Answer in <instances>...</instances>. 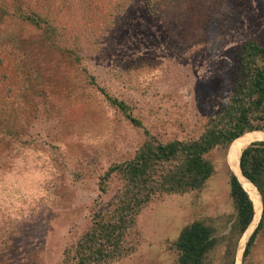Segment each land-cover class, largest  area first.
Segmentation results:
<instances>
[{"label": "rangeland", "instance_id": "obj_1", "mask_svg": "<svg viewBox=\"0 0 264 264\" xmlns=\"http://www.w3.org/2000/svg\"><path fill=\"white\" fill-rule=\"evenodd\" d=\"M249 42L264 46V0H0V175L16 174L17 150L54 168L48 201L1 199L0 264L74 258L94 204L120 186L108 170L149 137H196L230 94L238 48ZM209 158L214 174L202 191L146 205L132 253L111 264H174L167 244L194 221L227 231V158ZM244 264H264V230Z\"/></svg>", "mask_w": 264, "mask_h": 264}, {"label": "trees", "instance_id": "obj_2", "mask_svg": "<svg viewBox=\"0 0 264 264\" xmlns=\"http://www.w3.org/2000/svg\"><path fill=\"white\" fill-rule=\"evenodd\" d=\"M20 14L24 21L33 22L29 14ZM33 24L37 27V20ZM238 52L240 66L232 78L230 94L208 115L196 137L165 143L149 137L130 161L108 170L105 178L114 172L120 186L112 200L103 205L94 204L96 211L92 212L91 224L76 246L75 257L69 260L65 257L63 264H111L130 255L137 244L135 217L146 205L162 196L202 191L214 174L211 152H217L221 162H225L232 143L250 132L264 134V46L249 42L238 48ZM103 96L106 104L119 107L126 119L140 126L121 101ZM15 156L14 160L19 162L16 176L0 175V201L2 198L12 204L32 198L48 201L50 193L44 189L54 171L50 160L44 155L18 150ZM238 167L241 176L256 189L261 202L259 220L243 248L244 264L256 237L264 230V143L249 144L239 155ZM226 177L232 204L227 231L218 233L201 221L183 225L166 248L173 253L174 264H214L213 260L215 264H235L237 243L252 222L254 209L248 194L228 169ZM99 189L104 192L101 184ZM218 247L222 252L216 259Z\"/></svg>", "mask_w": 264, "mask_h": 264}, {"label": "bare ground", "instance_id": "obj_3", "mask_svg": "<svg viewBox=\"0 0 264 264\" xmlns=\"http://www.w3.org/2000/svg\"><path fill=\"white\" fill-rule=\"evenodd\" d=\"M252 142H263L264 143V134L259 131L250 132V133L245 134L244 137L242 136V138H239V140L236 143L234 142L235 143L234 145L232 143L233 146L231 145L232 148L230 147V149L228 150V154H227V163L229 167H231V171L233 172V175L237 178L243 190L247 194H250L249 196L251 198L250 197L249 198L252 201L253 209H254L253 220L248 226L245 233L243 234L242 238L240 239V242L242 239H244L243 238L244 236L246 237L249 231L253 230L255 224L257 223L260 217V212H261V203H260L259 195L255 191L254 187H252L248 183V181L244 177L241 176V173L238 167V158H239L240 153ZM239 246L241 248L240 243H239ZM235 264H239V257H236Z\"/></svg>", "mask_w": 264, "mask_h": 264}, {"label": "water", "instance_id": "obj_4", "mask_svg": "<svg viewBox=\"0 0 264 264\" xmlns=\"http://www.w3.org/2000/svg\"><path fill=\"white\" fill-rule=\"evenodd\" d=\"M240 137V136H239ZM253 143V142H252ZM227 152V151H226ZM226 158H227V153H226ZM227 167H228V169H229V171H230V173L233 175V172L231 171V167H229L228 165H227ZM234 176V175H233ZM235 177V176H234ZM236 179V178H235ZM237 180V179H236ZM238 182V181H237ZM239 183V182H238ZM249 183V182H248ZM250 184V183H249ZM251 185V184H250ZM252 186V185H251ZM252 187H254V186H252ZM255 189V188H254ZM243 190V189H242ZM244 191V190H243ZM255 191H256V189H255ZM257 192V191H256ZM258 194V193H257ZM259 199H260V197H259ZM261 203V202H260ZM261 213V212H260ZM253 217V216H252ZM259 220V219H258ZM251 222V221H250ZM258 222V221H257ZM257 224V223H256ZM256 224H255V226H256ZM255 226H254V228H255ZM248 227V226H247ZM253 228V229H254ZM247 229V228H246ZM245 229V230H246ZM245 232V231H244ZM244 232H243V234H244ZM252 232V231H251ZM250 232V233H251ZM250 233L249 234H247L246 235V237H244V239H245V243H246V241H247V238L249 237V235H250ZM242 234V235H243ZM244 243V244H245ZM238 246H239V242H238V245H237V248H236V251L238 250ZM243 248H244V245H243ZM242 252H243V249H242V245H241V248L239 249V264H240V257L242 256ZM235 256H236V254H235ZM235 259V258H234Z\"/></svg>", "mask_w": 264, "mask_h": 264}]
</instances>
